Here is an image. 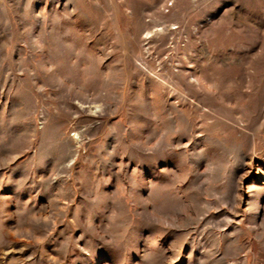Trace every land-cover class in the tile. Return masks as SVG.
Masks as SVG:
<instances>
[{"label":"rangeland","instance_id":"374dc122","mask_svg":"<svg viewBox=\"0 0 264 264\" xmlns=\"http://www.w3.org/2000/svg\"><path fill=\"white\" fill-rule=\"evenodd\" d=\"M0 264H264V0H0Z\"/></svg>","mask_w":264,"mask_h":264}]
</instances>
